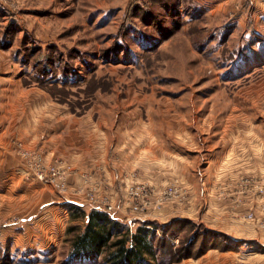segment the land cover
<instances>
[{"label":"rangeland","instance_id":"obj_1","mask_svg":"<svg viewBox=\"0 0 264 264\" xmlns=\"http://www.w3.org/2000/svg\"><path fill=\"white\" fill-rule=\"evenodd\" d=\"M0 49L21 79L6 152L57 203L39 211L33 252L2 237L28 210L0 197V264H112L111 245L140 227L154 254L140 264H264V0H0ZM40 117L53 149L47 127L45 144L19 134ZM212 143L245 163L189 180L147 170L199 169ZM93 212L113 238L78 252Z\"/></svg>","mask_w":264,"mask_h":264},{"label":"crops","instance_id":"obj_2","mask_svg":"<svg viewBox=\"0 0 264 264\" xmlns=\"http://www.w3.org/2000/svg\"><path fill=\"white\" fill-rule=\"evenodd\" d=\"M4 50L0 49V197L8 200V204L11 205L12 203L22 200L24 208L28 210L27 214L24 215L21 219L20 224L15 227H8L3 231V236L5 241H11L12 243H20L21 245H25L21 247V249L26 248L35 252V248H39L42 251L45 250L42 244H44L45 239L40 237L38 233H41L40 226H38L39 221L38 217L40 216V210L45 209L48 207L54 206L56 201L54 199H44L43 197L48 194L49 190L46 186L40 183H34L32 180H27L28 182L24 181V177L27 173L24 166L18 161V159L11 158L10 155L7 154L6 144L8 143V134H10L11 130V119L15 112L18 111L13 109L12 106L15 103H19L20 97L19 92L21 87L20 78L15 75V72L10 74L9 71V60L7 61L8 64L4 62L6 55ZM9 84H15V93L13 94L14 97L10 95V87ZM10 92V93H9ZM13 93V92H12ZM35 113L37 114L36 108L34 109ZM11 120V121H10ZM46 123V124H43ZM51 129L50 134L51 139L50 148L53 149L54 145H57L59 142V133L58 129H53V125H51V121H44L43 117L34 121L32 119L30 122H25L20 125L19 134L29 137L27 139L33 141L34 143H48L49 141L43 140V131L44 128ZM54 131V132H53ZM55 133V134H54ZM27 134V135H26ZM63 142V141H62ZM61 143V141H60ZM67 145V143L65 142ZM212 143L210 148L207 149L208 157L205 161L202 162V167L199 169L196 167H189V165L194 162H198V159L187 160L185 158L184 161H181V166L178 165L174 160L171 158L169 159H159L158 161L161 162H149L147 163V170L150 172L156 171L160 164L163 163V170L162 172L169 176L171 174H178L180 176H184L186 179H191L189 177V173L191 171L193 176L211 174L214 177H217L219 172H226L227 170H232L235 164L241 165L245 163V159L240 158L238 161L231 158L232 155V148H228L226 154L217 151V146ZM85 147L82 146V148ZM105 151V150H104ZM92 153V152H91ZM93 154V153H92ZM223 156L222 158H219ZM259 161H261L259 159ZM180 163V162H179ZM188 163V165H186ZM177 166L178 168H172V166ZM244 166V165H242ZM240 168V167H239ZM188 179V180H189ZM10 182V183H9ZM19 182L17 185H15ZM192 185V184H191ZM47 192V193H46ZM19 197V198H18ZM2 199H0V210L1 212L6 213L7 208L2 207ZM233 203V201H232ZM7 205V204H6ZM4 206V205H3ZM56 206V205H55ZM240 208V207H239ZM245 208V207H242ZM232 210V209H230ZM241 208L239 209L236 215L241 214ZM39 235V236H38ZM38 236V237H37ZM41 243L40 246H38ZM28 246L30 248H28Z\"/></svg>","mask_w":264,"mask_h":264},{"label":"trees","instance_id":"obj_3","mask_svg":"<svg viewBox=\"0 0 264 264\" xmlns=\"http://www.w3.org/2000/svg\"><path fill=\"white\" fill-rule=\"evenodd\" d=\"M88 224L85 233L78 239L76 243V248L78 252H87L90 250L101 251L113 238L112 228L116 226L114 221L107 214L93 212L87 216ZM101 229L94 231L91 235L90 232L95 228L96 224L101 223ZM107 225L111 226V230L106 228ZM117 227V226H116ZM150 231L147 227H140L134 235L123 236L121 239L116 241L111 246L116 248L110 256V262L112 264H140L144 260V254H153V250L149 245L148 237ZM167 236V235H166ZM88 238V239H86ZM88 245H86V242ZM130 243V247L127 246ZM110 246V245H109ZM154 255V254H153ZM170 262L172 264L176 263V259L173 254H170Z\"/></svg>","mask_w":264,"mask_h":264},{"label":"built area","instance_id":"obj_4","mask_svg":"<svg viewBox=\"0 0 264 264\" xmlns=\"http://www.w3.org/2000/svg\"><path fill=\"white\" fill-rule=\"evenodd\" d=\"M40 179L42 180L43 178L40 177ZM260 190L262 191L263 189H260ZM144 193L145 192L142 189H140L139 191H137L136 189H132L131 190V195L133 196V199L131 198V202H132V205H134L133 206V210L139 211V209L142 208L141 205H140V203H135L134 202V199H136V200L140 199L141 198L140 196L143 195ZM137 202H140V200H138ZM79 204L84 205L83 203H79ZM93 207L96 208V209H98V210H102V211L106 212L108 215L115 214L114 213L115 211L113 210V207H111V206H109V207L106 206V205L105 206H102L100 204V205H96V206H93ZM249 219L250 220H253V217L251 216V217H249ZM126 222H127L128 225L136 224V222L134 220H132V219H129ZM145 222H146L145 219H140V223H143L144 224ZM262 227L264 228V225Z\"/></svg>","mask_w":264,"mask_h":264}]
</instances>
